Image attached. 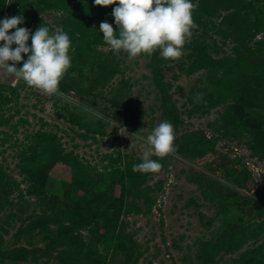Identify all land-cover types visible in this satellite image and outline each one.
I'll return each mask as SVG.
<instances>
[{
	"label": "rangeland",
	"instance_id": "1",
	"mask_svg": "<svg viewBox=\"0 0 264 264\" xmlns=\"http://www.w3.org/2000/svg\"><path fill=\"white\" fill-rule=\"evenodd\" d=\"M193 3L166 60L107 49L115 4L0 0L73 49L58 94L0 70V264H264V0ZM164 120L175 151L134 172Z\"/></svg>",
	"mask_w": 264,
	"mask_h": 264
},
{
	"label": "clouds",
	"instance_id": "2",
	"mask_svg": "<svg viewBox=\"0 0 264 264\" xmlns=\"http://www.w3.org/2000/svg\"><path fill=\"white\" fill-rule=\"evenodd\" d=\"M94 3L105 7L116 5L112 15L118 30L114 31L110 23L103 21L99 32L107 49L126 53L129 59L159 51L164 59L177 60L196 27L193 0H94ZM23 23V16L0 18V70L45 95L58 94L60 82L72 64L71 39L62 27L52 31L42 24L30 32L19 27ZM18 64L21 66L17 67ZM202 98V93L194 97L197 101ZM110 124L112 129L119 128L120 134L127 133L117 120ZM141 141L144 148L141 162L134 164L132 170L158 173L162 165L152 157L164 158L175 151L173 125L161 121Z\"/></svg>",
	"mask_w": 264,
	"mask_h": 264
}]
</instances>
